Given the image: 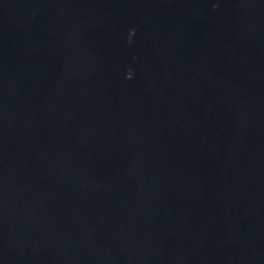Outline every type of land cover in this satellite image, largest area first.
<instances>
[{
    "label": "water",
    "instance_id": "1",
    "mask_svg": "<svg viewBox=\"0 0 264 264\" xmlns=\"http://www.w3.org/2000/svg\"><path fill=\"white\" fill-rule=\"evenodd\" d=\"M0 264H264V0H0Z\"/></svg>",
    "mask_w": 264,
    "mask_h": 264
}]
</instances>
